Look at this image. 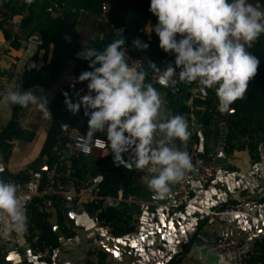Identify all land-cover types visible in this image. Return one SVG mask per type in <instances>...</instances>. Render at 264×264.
I'll use <instances>...</instances> for the list:
<instances>
[{
    "label": "crops",
    "instance_id": "1",
    "mask_svg": "<svg viewBox=\"0 0 264 264\" xmlns=\"http://www.w3.org/2000/svg\"><path fill=\"white\" fill-rule=\"evenodd\" d=\"M248 2L264 11V0ZM28 12L24 0H0V14L4 16V21L0 23V76L13 69L6 92L10 87L31 90L35 95L47 99L50 111L45 116L37 105H16L11 108L0 106V133L15 117L19 128L34 134L32 139L10 140L11 147L7 157L0 145V179L11 183L16 179L28 182L27 190L19 194L25 202L28 222L26 231L19 234L11 231L6 237L0 236V253L7 257L5 264H233L227 253L214 250L211 246L224 233L240 239L247 251L256 252L251 258V264H264V261L257 258L264 256V134L256 139L254 151L249 146L248 137H244L230 149L227 139L232 112L222 113L218 106L215 108L219 113L213 112L211 106H190L192 112L186 119L190 137L186 143L177 139L182 151L189 153L196 146L203 157L217 162L214 179L207 185L196 179L191 201L181 209L171 211L169 207L173 202L175 184L166 197L156 199L146 183L152 174L147 169H135V191L130 193L134 196V201L129 203L137 209L128 225H123L122 230H118L113 223L100 220L96 212L89 210V203L102 201L110 204L112 201L107 193L112 188L111 183L98 171L95 164L96 159L110 154L109 147L92 150L88 155L86 175L78 179L74 176L72 160L78 158L80 152L65 146L64 155L58 159L62 174L60 193L47 200L35 197L46 178V171L38 169V165L44 159L41 158V151L53 120L50 109L52 100L68 85L79 88L85 94L89 90L88 81L78 82L76 62L72 59L67 61L51 89L41 86L22 89L24 72L35 65L36 54L38 63L49 64L55 48L52 43L44 59L45 50L38 48L43 42L41 31L36 29L38 21L35 20L31 26H23ZM51 12L56 15L59 10L53 9ZM115 16L110 5L102 17L88 16L81 11L77 19L79 41L84 43L95 33L102 37L104 28L101 21L104 19L112 24ZM150 26L153 28L150 23L145 28L149 39L152 38L153 31H150ZM124 51L130 66L141 62V71L143 62L132 58L127 49ZM174 62L175 57L168 53L161 70L153 73H161L169 64L175 67ZM193 89L196 91L193 92ZM193 89L189 105L194 100H205L197 88ZM170 91L176 92L164 85L158 90L163 100V109L169 117L174 116L169 103ZM226 120L228 123L223 127V121ZM224 136L225 143L222 141ZM27 168L33 170L31 175L25 174ZM250 199H254L255 203L249 214H231L225 230L218 225L207 224L208 211L240 206ZM38 212L47 214L46 220L53 230L49 231V241L46 240L51 246L49 257H43L33 249L35 243L42 240L43 234L33 220ZM87 214H92L98 221L90 229H78L76 219Z\"/></svg>",
    "mask_w": 264,
    "mask_h": 264
},
{
    "label": "clouds",
    "instance_id": "2",
    "mask_svg": "<svg viewBox=\"0 0 264 264\" xmlns=\"http://www.w3.org/2000/svg\"><path fill=\"white\" fill-rule=\"evenodd\" d=\"M149 11L158 18L154 31L159 47L175 54V67L169 64L162 71L165 82L175 77L179 68L180 81L196 82L202 91L215 87L222 113L244 99L260 64L247 49L264 34V11L248 0H151ZM124 46L125 39L121 38L103 51L83 47L77 58L88 61L91 70L81 72L77 80L88 81L89 92L76 103L65 92L64 103L72 114L83 105L89 117L88 131L80 137L77 147L89 155L96 133L106 134L107 140L96 138V144H107L117 166L147 169L152 174L147 187L160 199L193 168L186 151L170 146L177 139L181 143L188 141V124L183 115L166 114L160 93L145 83L146 72L129 66ZM133 46L149 47L139 38L133 40ZM149 64L155 68L156 64ZM20 89L10 87L0 97V106L32 104L49 115L46 98ZM124 153H129L131 162L124 159ZM18 190V185L0 179V236L27 229L25 202Z\"/></svg>",
    "mask_w": 264,
    "mask_h": 264
},
{
    "label": "trees",
    "instance_id": "3",
    "mask_svg": "<svg viewBox=\"0 0 264 264\" xmlns=\"http://www.w3.org/2000/svg\"><path fill=\"white\" fill-rule=\"evenodd\" d=\"M150 2L151 0H31V2L24 0V6H27L29 12L23 20V26H31L35 20L38 21L36 29L41 31L43 40L38 48L39 50H45L44 59H46L49 46L52 43L55 44V48L51 62L49 64L45 63L41 67H39V59L36 54L34 57L36 60L35 65L24 72L22 89L34 86L51 89L70 59L76 62L75 73L77 76L83 71H90L88 61L77 58V53L83 47L103 51L108 44L121 38L125 39L123 50L127 49L132 58H138L143 62L141 71L146 72L145 83L152 84L157 91L163 88L160 83L153 82L151 77L154 71L159 72L161 70L162 62L168 53L159 47V37L154 31L158 18L149 11ZM105 4H109L116 14L113 23L110 24L103 19L101 21L104 28L103 36L101 37L95 33L86 42H80L77 29V19L80 12L84 11L88 16L102 17ZM53 9L59 10V12L52 15L51 11ZM44 23H46L45 26ZM149 23L153 26L151 39L145 33V28ZM121 28L124 29L122 32L119 31ZM6 35L9 37L8 32H6ZM136 38L147 43L149 47L147 49L134 47L133 40ZM179 38L178 36L177 39ZM15 45L18 46V44ZM247 50L260 60V64L257 75L249 83L244 99L237 100L230 106L233 111L228 124L227 144L230 149H233L236 143H240L244 137H248L250 140L249 146L254 151L257 143L256 139L264 134V34L259 37L252 48ZM172 55L175 57L174 53ZM149 63L156 64L155 68L150 67ZM193 88H197L205 97V100H194L192 105H189L188 101L191 99ZM65 92L68 93L73 103L78 102L80 97L86 95L79 88L68 85L52 100L50 109L53 120L41 151V158L46 156L49 165L58 162L59 157L64 155L67 140L65 133L73 128L79 129L84 134L88 131L89 117L84 114L83 105H81L78 113L72 114L69 112L64 103ZM169 103L174 116L180 114L186 119L189 118L192 112L190 106L195 105L211 106L213 112L219 113L215 108L218 106L215 87L202 91L201 86L196 82L189 84L178 80L177 91L170 93ZM62 125L68 127H62ZM33 136L32 132L19 128L17 118L14 117L0 133V145L6 151L5 156L9 155L10 140L13 138L32 139ZM96 137L107 140L104 133L98 132L94 138ZM123 156L126 161L131 162L129 153H124ZM87 160L88 155L84 153H80L78 158L72 160L74 176L78 179H82L86 175ZM95 164L98 171L103 173L106 180L111 183L112 188L107 193L112 197V201L110 204H104L102 201H91L89 210L96 212L100 220L107 223L111 222L118 230H122L123 225H128L137 208L126 200H119L117 191L120 186L125 189V196L135 191V167L129 169L123 164L117 166L111 152L105 158L96 159ZM46 219L47 214L41 212H38L33 218L43 231L41 239L49 241V231L53 230ZM257 258L264 261L263 255L257 256Z\"/></svg>",
    "mask_w": 264,
    "mask_h": 264
},
{
    "label": "built area",
    "instance_id": "4",
    "mask_svg": "<svg viewBox=\"0 0 264 264\" xmlns=\"http://www.w3.org/2000/svg\"><path fill=\"white\" fill-rule=\"evenodd\" d=\"M109 8L108 4L103 6V10L107 11ZM4 21V16L0 14V23ZM139 67H141V62L136 63ZM13 73V69L7 70L3 75L0 76V97H2L7 88L8 81ZM162 75L161 73H153L151 77L153 82L159 83V78ZM83 134L79 129L73 128L69 132L65 133L66 143L65 146L67 149L74 150L76 152L83 153L78 147L77 144L79 139ZM101 139V138H99ZM105 140V139H101ZM106 141V140H105ZM170 146L180 148L177 140H174ZM107 144L105 143L104 147H100L96 144V138H93L91 144V152L94 148L105 149L107 148ZM189 156L191 157L193 168L188 171L184 178L175 184V193L173 202L169 204L171 211H176L187 206L192 198L193 193V183L196 179H198L203 185L209 184L215 177L217 172V164L214 159L205 158L202 156L200 151L196 146H193L189 151ZM33 170L27 168L25 170V174L31 175ZM61 171L59 168V163L54 162L52 164H48V169L46 171V178L44 183L41 185L40 189L35 193V197L39 200H47L52 196L60 193V182H61ZM14 184L19 186L18 195L24 193L28 188V182L22 181L20 179L14 180ZM117 198L119 200H126L128 202L134 201V196L132 194H128L125 196V189L123 187H119L117 191ZM256 197H254L255 199ZM254 199H250L244 202L240 206H228L223 209L210 210L207 215V224L210 226L218 225L219 228L225 230V225L229 219V216L234 213H244L249 214L250 208L255 203ZM98 221V218L95 219ZM212 248L214 250H220L227 253L231 259L233 264H251V258L256 253L253 250L247 251L245 249L244 243L237 238H234L226 233L218 236L212 242ZM34 251L43 257H49L51 255V246L44 239L38 240L34 245ZM0 264L1 261V253H0Z\"/></svg>",
    "mask_w": 264,
    "mask_h": 264
},
{
    "label": "water",
    "instance_id": "5",
    "mask_svg": "<svg viewBox=\"0 0 264 264\" xmlns=\"http://www.w3.org/2000/svg\"><path fill=\"white\" fill-rule=\"evenodd\" d=\"M124 29L121 28L119 31L122 32ZM38 40V39H36ZM42 63H39V67H41ZM130 66V65H129ZM130 67L135 68L136 70L140 71V67L137 64L131 65ZM180 69L176 68V76L167 80L166 82L163 79V76L161 75L159 78V83L164 85L165 87L169 88L170 90L173 91H177V85H178V74H179ZM196 91V89H193V92ZM231 112L233 111V109L230 110ZM228 123V120L223 121V127L226 126V124ZM262 138V137H260ZM223 143H225V136L222 138ZM68 153V151H67ZM215 163L217 164V162L215 161ZM38 169L43 170V171H47L48 169V158L45 156L44 159L41 161V163L38 165ZM76 223H77V228L78 229H90L94 226L95 223V218L92 214H87V215H83L80 216L79 218L76 219ZM6 259L7 257L5 256V254L1 255V261L2 264L6 263Z\"/></svg>",
    "mask_w": 264,
    "mask_h": 264
},
{
    "label": "snow or ice",
    "instance_id": "6",
    "mask_svg": "<svg viewBox=\"0 0 264 264\" xmlns=\"http://www.w3.org/2000/svg\"><path fill=\"white\" fill-rule=\"evenodd\" d=\"M133 246H135V245H133Z\"/></svg>",
    "mask_w": 264,
    "mask_h": 264
},
{
    "label": "rangeland",
    "instance_id": "7",
    "mask_svg": "<svg viewBox=\"0 0 264 264\" xmlns=\"http://www.w3.org/2000/svg\"><path fill=\"white\" fill-rule=\"evenodd\" d=\"M108 14V13H107Z\"/></svg>",
    "mask_w": 264,
    "mask_h": 264
}]
</instances>
